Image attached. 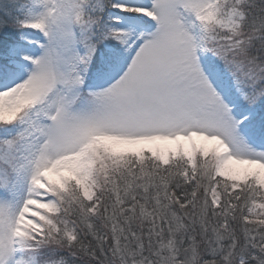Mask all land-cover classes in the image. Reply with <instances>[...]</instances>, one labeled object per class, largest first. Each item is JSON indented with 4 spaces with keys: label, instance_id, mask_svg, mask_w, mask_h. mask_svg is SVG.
I'll use <instances>...</instances> for the list:
<instances>
[{
    "label": "snow or ice",
    "instance_id": "1",
    "mask_svg": "<svg viewBox=\"0 0 264 264\" xmlns=\"http://www.w3.org/2000/svg\"><path fill=\"white\" fill-rule=\"evenodd\" d=\"M0 264H264V0H0Z\"/></svg>",
    "mask_w": 264,
    "mask_h": 264
}]
</instances>
